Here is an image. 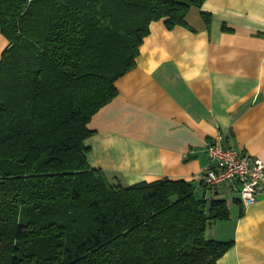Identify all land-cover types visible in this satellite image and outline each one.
I'll return each mask as SVG.
<instances>
[{"label": "trees", "instance_id": "16d2710c", "mask_svg": "<svg viewBox=\"0 0 264 264\" xmlns=\"http://www.w3.org/2000/svg\"><path fill=\"white\" fill-rule=\"evenodd\" d=\"M204 1L0 0V264H217L233 246L205 235L230 208L202 182L123 185L88 161L150 23L189 27Z\"/></svg>", "mask_w": 264, "mask_h": 264}, {"label": "crops", "instance_id": "0c3cea01", "mask_svg": "<svg viewBox=\"0 0 264 264\" xmlns=\"http://www.w3.org/2000/svg\"><path fill=\"white\" fill-rule=\"evenodd\" d=\"M211 13L207 28L200 11ZM189 27L152 21L136 65L116 81L118 95L94 114L88 161L112 182L192 180L218 135L264 161V0H205ZM0 33V57L7 45ZM248 205L231 184L199 186L224 198L230 217L210 224L209 239L234 240L217 264H264V177Z\"/></svg>", "mask_w": 264, "mask_h": 264}, {"label": "built area", "instance_id": "2783aa9c", "mask_svg": "<svg viewBox=\"0 0 264 264\" xmlns=\"http://www.w3.org/2000/svg\"><path fill=\"white\" fill-rule=\"evenodd\" d=\"M205 152L208 163L196 179L212 188L231 184L244 205L253 203L263 188V159L242 148L225 145L222 135L212 138Z\"/></svg>", "mask_w": 264, "mask_h": 264}]
</instances>
